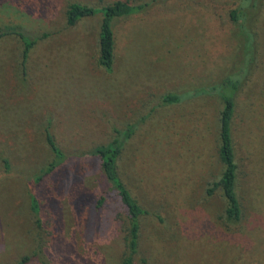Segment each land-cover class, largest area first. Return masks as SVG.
Instances as JSON below:
<instances>
[{"label":"rangeland","instance_id":"obj_1","mask_svg":"<svg viewBox=\"0 0 264 264\" xmlns=\"http://www.w3.org/2000/svg\"><path fill=\"white\" fill-rule=\"evenodd\" d=\"M113 1L0 0V31L39 37L24 65L20 39L0 38V155L9 161L6 169L0 158V264L23 256L26 264H123L128 255L132 264H264V0L258 62L234 117L235 223L224 218L221 190L207 194L223 169L220 100L201 94L164 105L161 97L228 70L237 51L229 10L243 0H126L145 6L113 23L109 73L97 62L101 14L68 26L66 10ZM47 125L66 159L40 179L54 157ZM128 125L138 127L118 171L147 210L133 253L126 207L89 154Z\"/></svg>","mask_w":264,"mask_h":264},{"label":"trees","instance_id":"obj_2","mask_svg":"<svg viewBox=\"0 0 264 264\" xmlns=\"http://www.w3.org/2000/svg\"><path fill=\"white\" fill-rule=\"evenodd\" d=\"M253 0L247 4L243 0L229 10V18L233 24L232 35L237 42V51L233 56L228 70L216 81L209 85L199 86L183 92H168L163 94L161 102L164 105L179 103L186 98H192L201 94L216 96L221 102L219 117V158L223 165L219 178L212 182L207 189V194H212L219 188L226 200L224 218L230 223L238 222L242 215V208L238 196V163L234 147V117L237 110L238 95L243 91L250 76L257 65L259 56L258 34L256 22L261 12L263 1ZM145 5L132 4L126 0H115L101 7H94L79 2H71L66 10V23L68 26L75 25L78 20L101 14L98 30V65L106 72H111L114 64L115 39L113 23L117 18L129 16L139 12ZM8 34L16 35L22 43V64L27 61L32 47L37 43L39 37L27 35L17 27H8L0 31V38ZM135 125H128L124 130H117L112 141L95 146L89 154L95 156L100 162V172L107 187L120 197L126 207L129 219V250L135 252L139 231L140 217L147 213L133 196L130 189L123 182L117 166V161L122 153L125 142L135 133ZM45 140L49 145L54 157L50 164L43 168V175L51 173L66 157L60 147L56 144L49 125L45 128ZM6 169L9 168L8 158L0 155ZM104 197H100L96 204L101 206ZM31 210L35 215L40 212V205L35 196L32 195L30 202ZM29 256L21 257L15 264H26ZM123 264H132L128 255Z\"/></svg>","mask_w":264,"mask_h":264}]
</instances>
